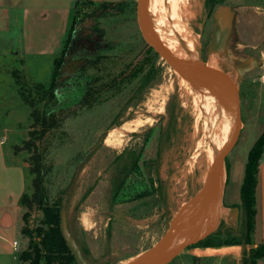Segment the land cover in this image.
Masks as SVG:
<instances>
[{
	"label": "rangeland",
	"instance_id": "1",
	"mask_svg": "<svg viewBox=\"0 0 264 264\" xmlns=\"http://www.w3.org/2000/svg\"><path fill=\"white\" fill-rule=\"evenodd\" d=\"M136 1L125 0L116 14L98 19L97 29L102 34L89 35L97 41L98 50L85 53L80 47L68 57L53 101L46 98L38 102V95L46 91L51 81L54 57L22 58L16 39L19 33L0 35V131L6 130V153L11 158L13 151L15 162L26 171L28 195L32 193L33 178L29 174L30 157L40 155L42 184L48 203L62 201L66 229L86 264H129L156 246L183 205H188L203 187L211 166L207 155L210 143L204 140L205 123L198 115L195 102L197 94L193 86L200 85L182 79L146 44L137 24ZM205 2L176 0V5L186 15L187 30L192 31L198 53L203 54L202 63H214L216 70L238 86L241 127L224 160L217 216L208 236L221 243L239 237L242 215L239 208L232 206L239 205L236 203L247 154L264 129V84L261 81L264 0H220L212 10L206 8ZM222 6L235 13L233 32L226 51L209 56L206 45L213 28L212 18L203 32L201 24L208 13L212 16ZM146 18L162 48L178 60L153 19L148 3ZM173 40L177 45L176 36ZM104 44L106 49L100 50ZM91 59L92 66L86 67ZM251 59L259 65L239 81L237 69ZM139 64L143 74L138 78L131 76ZM12 72L16 73L25 93L33 98V109L55 115V127L42 138L39 137L41 125L34 124L32 107L18 95ZM146 73H149L148 82L142 85L140 80ZM88 81L90 92L85 96ZM135 120H148V123L119 137L118 145L107 147L102 141L93 149L99 138L111 129ZM171 124L174 130L166 131ZM31 141L33 147L29 149L27 144ZM124 151L142 153L141 176L132 177L124 194L112 201L110 179L115 161ZM74 173V183L64 198ZM156 178L162 184L158 192L151 190V186L157 187ZM196 207L181 216L180 223L182 219L192 218ZM24 214L26 225L22 220L19 239L23 244L19 252L28 247L22 229L33 236L42 218L37 207L22 208V216ZM220 221L226 231L218 232ZM206 223L207 231L209 222ZM194 250L182 251L167 264H194L191 257H218L199 264H241L240 252L226 255L225 247L204 249V256Z\"/></svg>",
	"mask_w": 264,
	"mask_h": 264
},
{
	"label": "trees",
	"instance_id": "2",
	"mask_svg": "<svg viewBox=\"0 0 264 264\" xmlns=\"http://www.w3.org/2000/svg\"><path fill=\"white\" fill-rule=\"evenodd\" d=\"M219 2L220 0H206L205 6L207 9L212 10ZM121 6H123V1L113 3H94L90 0H75L74 6L70 13L68 27L61 51L57 58L54 60V71L51 81L46 91L41 95H38V102H42L46 98L49 101H53L55 99L62 70L65 67L68 57L72 55L75 50H78L80 47L90 50L95 49L94 51L98 50L94 48L97 44V41H95L89 35L98 33L101 35V31L97 29L98 19L111 17V15L117 13V10H119ZM86 10L88 11L86 12ZM86 23H88L87 25H89L88 28L85 27ZM103 49H106V45L103 46L100 50ZM91 61L92 59L86 63V67L92 66ZM82 68L83 66L80 69ZM135 69L136 70L134 71V73H132L131 76H136V78H138L139 74H143L142 66L139 64ZM148 75L149 73H146L141 78L140 83L142 85L147 84ZM11 77L15 79L14 83L18 95L26 105L32 107L31 115L34 120V124L41 125L39 137L42 138L48 130L55 127V115H53V113H51L50 111H43L42 113H39V111L33 109L35 107V102L33 101V98L25 93L24 88H22L19 84L16 73L12 72ZM89 84L90 81L87 83L85 96H87L90 92L88 90ZM165 130L168 132H172L174 130V125L171 124ZM166 135L169 134L166 133ZM27 147L29 149L33 147V142L31 141L30 143H28ZM263 148L264 129L247 154L243 170L242 183L239 190V205L232 206L233 208H239L242 215L241 231L239 233V237L221 243L213 241V237H207L197 243V245L187 248L186 251L195 249L194 251H197L199 253V256H204L205 253H202V250L204 249H219L225 247L227 250L226 255H231L240 252V245L243 241L246 246V250L240 257L241 264H258V261L264 258V244L258 245L257 247H252V235L254 231L255 217L254 193L256 187L258 165L263 153ZM30 159L31 166L29 167V174L33 176L31 180L32 193L31 195H28L25 191L19 201V206L25 209H32L33 207H37L42 214V218L40 219V224L34 231L33 236L24 228L22 229V235L28 239V247L27 250L18 252L15 255V258L19 262V264H76L60 234V215L64 214L62 201L53 204L48 203L47 196L42 184L43 179L41 174V157L39 154H34L30 157ZM135 159L136 158L134 157L133 160ZM115 164L116 167L112 177L111 190L109 194L112 201L117 200L120 197L121 193L124 194V184L126 183V181H128L131 172L135 170V167L131 164L130 161H128L126 165L120 164V156L117 157ZM225 169L226 174H228L226 166ZM24 174L27 184V173L25 170ZM161 186L162 184L158 179L157 188L154 189L153 186H151V190L153 189L154 191L156 190V192H158ZM128 196L131 195L128 194ZM22 220L24 222V225H26L25 214L22 216ZM217 230L218 232L226 231L223 221H220L219 225L217 226ZM215 234L216 232L214 233V235ZM216 258L218 257H191L190 260L194 264H199L200 262L213 261Z\"/></svg>",
	"mask_w": 264,
	"mask_h": 264
},
{
	"label": "crops",
	"instance_id": "3",
	"mask_svg": "<svg viewBox=\"0 0 264 264\" xmlns=\"http://www.w3.org/2000/svg\"><path fill=\"white\" fill-rule=\"evenodd\" d=\"M120 2L125 0H93ZM75 0H0V35L19 33V53L24 57L59 55ZM59 53L57 54V52ZM53 60V62H54ZM6 130L0 131V264H19L15 255L22 248L20 230L26 191L24 168L5 150ZM243 176V175H242ZM255 217L252 247L264 244V148L258 165L255 187ZM236 204H239L237 202ZM17 243V248L13 244ZM264 264V258L258 261Z\"/></svg>",
	"mask_w": 264,
	"mask_h": 264
},
{
	"label": "water",
	"instance_id": "4",
	"mask_svg": "<svg viewBox=\"0 0 264 264\" xmlns=\"http://www.w3.org/2000/svg\"><path fill=\"white\" fill-rule=\"evenodd\" d=\"M146 5L147 0H137L136 1V16L137 24L140 33L146 42V44L151 47L156 54L160 55L165 61L178 73V75L187 81L188 83L194 85H200L211 90H216L221 96L229 97L234 104V123L232 131L224 145V147L215 155L213 163L210 166V171L207 175V179L203 187L197 192L194 199L188 203L187 206L196 207V212L192 218L182 219V211L179 212L176 220L168 228L166 234L159 241V243L146 251L134 261L129 264H167L175 257H177L182 251L186 250L191 246L197 245L200 241L207 238L213 231V216H212V202L219 193V183L220 177L223 170L224 160L230 149L236 142L240 127V105H239V94L238 86L236 83L229 80V78L222 72L212 69L204 65L200 59V54L198 53L197 63H186L181 62L171 55H169L160 45L157 38L152 34L150 27L148 25V20L146 18ZM234 19V11L229 7L222 6L219 7L214 13V30L210 40L208 53L213 54H223L225 49L226 40L228 39L232 24ZM259 64L251 59L248 63L237 69L239 79L246 73L252 72ZM220 78V82L215 83L212 78ZM108 133L104 134L99 138L97 143L94 145L93 149L107 137ZM76 174L74 173L69 181V184L65 190L64 197H66L72 188ZM209 222V228L204 234H201L202 227L204 223ZM192 225V233L189 239L181 244H174V239L177 234L187 227ZM60 234L65 242L70 254L74 258L76 264H86L82 254L80 253L75 241L68 233L65 226L64 215H60L59 222ZM246 246L244 242L240 245V255L242 256L245 252Z\"/></svg>",
	"mask_w": 264,
	"mask_h": 264
},
{
	"label": "bare ground",
	"instance_id": "5",
	"mask_svg": "<svg viewBox=\"0 0 264 264\" xmlns=\"http://www.w3.org/2000/svg\"><path fill=\"white\" fill-rule=\"evenodd\" d=\"M147 3L153 19L178 60L186 63H197L198 48L196 47L195 38L192 35V31L187 30L185 23L186 15L181 13L177 8L176 0H147ZM174 36H176L177 45L174 43ZM207 67L216 69L214 67V63L208 64ZM212 81L215 83L220 82V78L214 77L212 78ZM261 81L264 84V74L261 77ZM193 87L196 91L195 94H197L195 102L197 103L196 107L199 108L200 114L198 115L204 119L205 123L203 133L204 140L206 139L209 141L208 143H210L207 155L209 164H212L216 153L224 147L231 133L234 123V104L229 97L221 96L218 92H216V90H211L202 86ZM146 123H148V120H135L121 125L120 127L115 126L116 128L109 131L106 139L104 140V145L107 147L114 144L118 145L119 140H121L118 139L119 137H122L125 133L134 132L137 128L143 127ZM212 152L213 155H211ZM218 204L219 195L216 196L212 202V216L214 218L217 216ZM195 206H187L186 204L183 205L181 215H186L190 209L193 207L195 209ZM206 228L207 223L205 222L202 227L201 234L206 231ZM192 229V225H188L182 229L174 239V244L181 245L185 243L189 239Z\"/></svg>",
	"mask_w": 264,
	"mask_h": 264
},
{
	"label": "flooded vegetation",
	"instance_id": "6",
	"mask_svg": "<svg viewBox=\"0 0 264 264\" xmlns=\"http://www.w3.org/2000/svg\"><path fill=\"white\" fill-rule=\"evenodd\" d=\"M210 12V11H209ZM216 12V11H215ZM214 12V13H215ZM214 13H213V15L211 16V14L210 13H208V18H206V20L201 24V30H202V32L205 30V27H206V24H207V22L210 20V18H212V24H213V28H212V30L210 31V34H209V37L207 38V45H206V53H207V55H209V53H208V48H209V44H210V40H211V37H212V34H213V30H214ZM234 17H235V13H234ZM233 22H234V19H233ZM92 26V25H91ZM232 32H233V24H232V29H231V33H230V35H229V37H228V39L226 40V44H225V49H224V52L226 51V49H227V45H228V42H229V40H230V37H231V35H232ZM82 48V47H81ZM94 48H96V49H98V46H97V44L95 45V47ZM82 49H84V52L85 53H89V51H90V49H87V48H82ZM89 50V51H88ZM95 50V49H94ZM77 50H75V52H76ZM74 52V53H75ZM202 56H203V54L200 52V59L202 60ZM210 56V55H209ZM81 60V62L83 61L82 59H80ZM250 61V60H249ZM249 61H247L246 63H248ZM80 62V63H81ZM88 62V61H87ZM86 62V63H87ZM245 63V64H246ZM244 65V64H243ZM243 65H241V66H243ZM207 66V65H206ZM240 66V67H241ZM247 74V73H246ZM246 74H244V75H246ZM243 75V76H244ZM242 76V77H243ZM242 77L239 79V81H241L242 80ZM89 82V81H88ZM120 156V164H122V165H126L127 163H128V161H130L131 162V164L135 167V170H133V172H131V174H130V176H129V178H128V181H126V183L124 184V187L126 188V186H127V184L129 183V181L132 179V177H135V176H138V177H140L141 176V174H139V172H141V168H140V166H139V160H140V158L142 157V153L140 152V153H138L137 155L135 154V153H127V152H123V153H121V155H119ZM131 157V158H130ZM132 157H133V159H134V157L136 158L135 160H133L132 159ZM116 165V164H115ZM145 165H146V163H145ZM113 177V176H112ZM157 180H158V178H156V184H157ZM111 183H112V178L110 179V190H111ZM151 185H153V183L151 184ZM124 188V189H125ZM157 187H155V189H156Z\"/></svg>",
	"mask_w": 264,
	"mask_h": 264
},
{
	"label": "built area",
	"instance_id": "7",
	"mask_svg": "<svg viewBox=\"0 0 264 264\" xmlns=\"http://www.w3.org/2000/svg\"><path fill=\"white\" fill-rule=\"evenodd\" d=\"M13 246H14V248H17V243H14Z\"/></svg>",
	"mask_w": 264,
	"mask_h": 264
}]
</instances>
